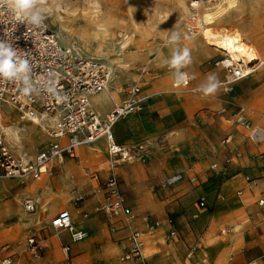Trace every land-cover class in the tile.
<instances>
[{
    "label": "crops",
    "instance_id": "0c3cea01",
    "mask_svg": "<svg viewBox=\"0 0 264 264\" xmlns=\"http://www.w3.org/2000/svg\"><path fill=\"white\" fill-rule=\"evenodd\" d=\"M180 44L168 57L167 53H155L149 63L150 72L121 83L118 80L107 88L106 95L101 93L91 100L92 109L104 118L115 103L125 99L127 88L122 89V83L141 86V96L146 99L143 110L120 120L113 128L116 143L130 149V162L112 167L108 143L101 139L80 147L74 159L53 161L39 179L9 180L25 186L11 201L5 198L10 190L0 183L4 200V205L0 204V264L7 258L11 264H75L90 250L105 246L114 249L113 264H134L122 258L131 248L129 238L135 231L145 233L143 253L149 264H186L195 257L190 264H256L260 260L264 255V207L259 205L264 197V139L251 140V132L237 120L243 117L253 128L264 131V71L258 70L237 83L232 94L217 87L206 95L198 89L209 82V77L219 83L228 73L222 67L203 70L200 63L219 55L204 54L202 49L195 52L185 47L186 42ZM184 48L194 64H187V69L181 71L193 73L194 69L206 77L205 82L193 81L197 89L174 87L175 73L166 69L173 51ZM20 119L26 120L24 116ZM30 131H20L21 139L32 143L25 147L26 160L27 156L36 157L43 142L40 132ZM111 173L118 178L132 219L114 217L102 210L107 196L103 185ZM177 174H183V180L167 187L166 180ZM26 197L37 203L35 213L25 212L22 201ZM201 201H205L204 207ZM62 211L70 213L77 231L89 233L88 239L73 242L68 231L51 226ZM199 218H205V224L197 234L192 224ZM212 219H223L225 224L226 236L221 242L209 232L202 237ZM153 222L160 226L148 233ZM242 222V232L234 233L232 225ZM174 230L176 236L172 238ZM167 231L168 240L145 253L146 241L160 239ZM31 237L43 240L39 254L28 243ZM196 239L200 243H193ZM202 240L211 247L224 244L214 250L211 258L206 256ZM149 252L154 253L151 258L146 256Z\"/></svg>",
    "mask_w": 264,
    "mask_h": 264
},
{
    "label": "built area",
    "instance_id": "2783aa9c",
    "mask_svg": "<svg viewBox=\"0 0 264 264\" xmlns=\"http://www.w3.org/2000/svg\"><path fill=\"white\" fill-rule=\"evenodd\" d=\"M12 2L0 1V42L11 46L21 60L28 61L29 71L25 74L29 79L27 86L30 90L23 91L26 85L22 79H9L0 75V105L11 107L29 120L54 119L55 125L46 131L50 138L49 144L38 152L33 161L27 163L15 158L4 137L0 136V181L29 177L39 179L48 172V165L53 161L74 159L80 147L92 145L101 139H106L108 143V154L114 162L112 167L130 162L133 158L130 149L116 143L113 128L120 120L143 110L146 99L141 96L140 86H129L125 90V99L115 103L106 117H101L92 109L91 97L108 88L107 63L99 58L85 57L75 44L64 46L45 18L40 25L28 23L21 18L22 12L18 13L9 6ZM259 64H247L244 61L236 63L230 59L214 62L215 67L224 68L230 76V79L217 83L218 87L225 94H232L236 84L255 73ZM141 71L145 73V69ZM180 72L187 74L186 80L177 82L174 76V87L189 89L194 81L193 75L187 71ZM237 123L251 132V140L264 139V131L253 128L249 120L240 117ZM182 180L183 174H177L168 178L165 185L174 186ZM191 181L196 183L197 179L192 177ZM103 186L107 196L102 210L114 217L132 219V211L120 191L117 176L111 173ZM259 205L264 207V197ZM200 206L204 207V202L201 201ZM23 208L26 213H35L37 203L26 200ZM51 226L56 230L68 231L73 242H81L89 237L88 232L76 230L68 211L56 215ZM159 226L158 222L150 223L148 233ZM144 236L145 233L139 231L130 235L131 248L122 258L123 261L149 264L143 253ZM170 236L175 237L176 231H172ZM28 243L40 253L42 239L31 237ZM1 264H11V261L7 258Z\"/></svg>",
    "mask_w": 264,
    "mask_h": 264
},
{
    "label": "rangeland",
    "instance_id": "374dc122",
    "mask_svg": "<svg viewBox=\"0 0 264 264\" xmlns=\"http://www.w3.org/2000/svg\"><path fill=\"white\" fill-rule=\"evenodd\" d=\"M0 1H5V0H0ZM190 1L191 0H187V4H189ZM203 1L208 2V0H203ZM263 3L264 0H240L239 9L237 11L232 12L230 14L231 17L229 16L227 21L223 22L218 28L234 29V28L243 27L247 33H253L254 35H256V40L253 41V44L256 46L258 41H264ZM34 7L37 9V11L40 12L41 16L50 23L52 29L57 34L59 30L61 29L64 30L68 38H67V43L63 42L59 38L63 44L65 45L75 44L80 49H82L83 54L87 56H89L90 54L93 55V53L92 51H90L92 49H88V50L84 49L82 46V42L79 39V35L81 32L80 28L83 24H88L89 22L98 19L106 20L108 17L111 16L116 22L124 26L118 28L119 30L117 29V32L115 34V40L118 43L124 40L125 35L127 36L130 35L132 30L129 27L132 24H138L140 27H142V29L139 30L140 33L136 34V41L134 43V46L131 47V50H128L126 52L128 55H132V56L134 55V60L127 62L126 65H128V67H124L123 71L116 74L115 76L114 81L117 82L118 80H121L120 83L126 81L127 78L130 77L129 74H132L131 76L133 77L143 75L141 71L142 69H145L146 73L150 72L149 63L150 60H153L155 53L157 52L167 53V57H168L171 49L177 47L178 45H181L180 43L184 44L185 42H187L188 39L190 38L189 32L187 30L181 31V28L183 26H185L186 24H190L194 28H196L193 30V32L199 30L197 25L198 18L194 14L185 15L184 12L180 11L178 7V0H35ZM173 34L179 35L178 41L170 42L171 36ZM204 48H202L201 50V52L204 54L215 53L211 49L208 48L204 49ZM216 54L217 53H215V55ZM220 59H221L220 55L216 56V58L205 59L200 63V66L203 70L208 71L214 68L215 67L214 62ZM188 64L192 66L193 61L190 59V62ZM166 69L169 70L170 73L176 72V69L170 68L168 64L166 65ZM181 69L186 70L187 69L186 65L181 67L179 71H181ZM259 71H262V69ZM192 72L193 73L191 74H194V69H192ZM215 83H217V81ZM134 84L137 83L127 84L126 82H124L121 85H123L122 89H126ZM119 89H121V86ZM191 89H197V87H195L192 84V86H190V89L188 90ZM198 90L201 91V89ZM97 105L98 107H101L100 103H97ZM13 110L14 109H12L7 105H0V111L4 114L3 119H1L4 126L14 125V123L12 122L13 116L18 120L19 124L24 126L31 125L30 122L26 120H21L20 118L22 115H20L18 112ZM11 111H13L14 113L11 114ZM26 132L30 133L31 131L30 129L23 130V133ZM41 135L43 136L42 137L43 142L39 145L40 150L46 147L50 142L49 136L46 132H42ZM20 144L22 147L21 148L22 153H25L24 152L25 147H29L30 145H32L30 139L27 140L25 138L21 139ZM11 152L12 154H14L12 150ZM13 156L17 158L15 154ZM34 158L35 155L33 157L27 156V162L33 161ZM109 160L113 161L111 157L109 158ZM51 174L54 175V173L52 172ZM49 177L44 178L43 181H46ZM23 181L24 179L22 180V182ZM0 183L4 188L10 190V193L5 197L9 201H11L14 198V196H17V194L25 187L20 184L21 182L19 183L9 180L4 182L0 181ZM23 199L24 200L22 202H24L26 199L30 200L33 198L26 197ZM202 202H204V206H205V201ZM0 204L2 206L4 205V200H2L1 196H0ZM60 210L54 213H58ZM188 213H190V211ZM150 218L156 219L155 217H150ZM204 224H205V218H199L197 222L192 224L197 234L200 233V230L203 228ZM216 227L217 229L215 230ZM224 228H225V224L223 222V219H218V220L212 219L210 223H208V226L206 227L204 232L202 233V237H205L206 233L209 232L213 234L214 238H216L219 242H221V240L225 239L226 236L223 233ZM168 231L162 234L160 238L161 240L158 238H154L152 240L148 239L146 241L145 253H147V250H149L150 247L151 249H158L157 245L162 244V240L163 242L167 241L169 236ZM170 240H176V239H170ZM204 241L205 240L201 241L202 246H204L205 244ZM25 243H26V237H25ZM193 243L197 244L200 243V241L199 239H196ZM193 243L191 245H193ZM223 244L224 243H220L217 246H213V247L210 246V248H212L211 258L214 255V250L215 249L218 250V248H221ZM96 251H98L97 254H99L101 248L97 249ZM153 255L154 253L151 252H149V254H146V256L149 258H151ZM194 262L195 261H193V263ZM76 263L77 261L75 262V264ZM256 264H264V255L260 258V260Z\"/></svg>",
    "mask_w": 264,
    "mask_h": 264
},
{
    "label": "bare ground",
    "instance_id": "6f19581e",
    "mask_svg": "<svg viewBox=\"0 0 264 264\" xmlns=\"http://www.w3.org/2000/svg\"><path fill=\"white\" fill-rule=\"evenodd\" d=\"M239 1L240 0H220L219 2V0H208V2H204L203 0H191L189 4H187V0H178V7L180 11L184 12L185 15L194 14L198 18V31L193 32V30L196 28H194L190 24H186L181 28V31L187 30L189 32L190 38L186 42L185 47L190 48L195 52H198L199 49H202L204 47L211 49L213 52L221 56L220 60L230 59V61L236 63L244 61L247 64H254L255 62H257L258 64L260 63L258 65L257 71L262 69L261 72H263L264 41H258L256 47L253 44V41L256 40V35H254L253 33H247L243 27L234 29L218 28L223 22L227 21L232 12L239 9ZM31 10L37 11L34 6ZM122 26V24L116 22L110 16L106 20L98 19L89 22L88 24H83L80 28L81 32L79 35V39L82 42V46L87 50L92 49L90 51H92L93 55H84L81 49L82 54L88 58H99L107 62L108 89H110V87H112L116 83L114 81L116 74L122 72L124 67H128V65H126L127 62L134 60V55H128L126 52L128 50H131V47L134 46V43L136 41V34L140 33L139 30L142 29V27H140L138 24H132L129 27L132 30L130 35H125L124 40L118 43L115 40V34L117 32V29ZM57 35L58 38H60L63 42L67 43L68 36L63 29L59 30ZM63 45L68 46V44ZM189 58L192 60L193 57L189 54ZM129 75L130 77H133L131 76L132 74ZM192 75L194 77V82L206 81V77L196 70H194V74ZM130 77H128L127 79H129ZM226 79H230V76L228 74L226 75ZM102 94L106 95V91H104ZM92 99L93 97H91V100ZM13 111H11V113H14ZM3 116L4 114L0 111V119ZM24 118L27 121L31 122L30 126L19 124L18 120L13 116L12 122L14 123V125L4 126V124L2 123L0 125V135L3 134L2 136H4L5 141L7 142L8 146L13 151L17 159H20L23 163H27L25 154L20 151V131H23V129L27 128L37 133L46 132L49 127H53L55 125V120L48 119L41 121L38 119L29 120L26 117ZM112 165H114L113 161ZM38 187L39 186H36V188ZM244 223L245 222L235 224L234 226H232L231 230L234 233H241ZM204 242L205 244L203 248L205 249V254L206 256L211 257L212 248L208 246L207 241ZM90 251L91 252H89L87 255H84L79 260H77L76 264H92V261H103L104 264H113V259L115 258L113 247L105 246L101 249V251H99V254H97L98 251L96 250ZM55 257H59V255H56ZM61 258L62 256L60 257V259ZM190 263L193 262H189L186 264Z\"/></svg>",
    "mask_w": 264,
    "mask_h": 264
},
{
    "label": "clouds",
    "instance_id": "9594fccd",
    "mask_svg": "<svg viewBox=\"0 0 264 264\" xmlns=\"http://www.w3.org/2000/svg\"><path fill=\"white\" fill-rule=\"evenodd\" d=\"M35 0H14L10 3V7H14L18 13L22 12V19L27 20L28 23L34 25H40L42 23L43 17L39 11H32ZM179 40L178 34H173L171 36L170 42H176ZM190 62L189 50L184 48L182 51L176 49L172 53V57L166 63L170 68L176 69L175 77L177 82L185 81L187 74L182 73L179 69ZM29 71L28 61L21 60L17 57L16 52L11 48V46L0 42V75L5 78H16L22 79L26 87L23 89L24 92H28L30 88L27 86L29 84L28 76L25 74ZM215 77H209V82L201 86V90L204 94L213 93L218 84L214 82Z\"/></svg>",
    "mask_w": 264,
    "mask_h": 264
}]
</instances>
